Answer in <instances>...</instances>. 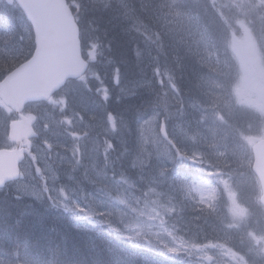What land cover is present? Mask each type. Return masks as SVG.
<instances>
[{"label": "clouds", "instance_id": "obj_1", "mask_svg": "<svg viewBox=\"0 0 264 264\" xmlns=\"http://www.w3.org/2000/svg\"><path fill=\"white\" fill-rule=\"evenodd\" d=\"M188 2L184 0V4ZM192 3L196 7H175L168 0H150L145 5L141 0L139 7L127 6L121 21L135 31L150 55L155 53L153 59L164 57L169 69L176 71L190 63L204 70L209 79L221 74L222 69L217 71L220 57L226 56L216 42L220 26L231 31L243 25L253 46L264 47V0H246L228 11L217 0ZM88 4L89 0H78L77 13L87 11ZM88 47L92 54L84 62L86 69L100 63L105 50H111L98 37L90 38ZM0 53V76L7 80L27 63L31 41L24 36L2 39ZM71 79L90 90L83 76ZM172 91L179 97L177 87ZM50 103L59 117L44 119L37 112L31 114L16 174L0 180V191L7 195L11 190L16 200H34L88 220L93 225L92 243L79 256L60 250L51 259L47 252L24 244L0 264H155L142 261L137 249L178 258L182 264H219L223 249L228 253L224 264H264V200L254 199L252 205L240 201L246 214L243 218L229 216L224 227L235 234L223 243L193 240L181 226L188 212L200 218L215 217L216 205L201 185L219 188L218 181L231 179L239 160L201 154L205 166L221 169V175L212 181L199 175L173 174L172 165L194 154L174 142L168 130L167 109L139 122L133 133L122 117L111 112L103 123H91V116L86 121L70 107L67 90ZM96 128L100 131L91 135ZM125 133L134 137L131 146L123 139ZM58 136L65 137L66 142H60ZM113 138H119V149ZM9 139L6 129V143Z\"/></svg>", "mask_w": 264, "mask_h": 264}, {"label": "rangeland", "instance_id": "obj_2", "mask_svg": "<svg viewBox=\"0 0 264 264\" xmlns=\"http://www.w3.org/2000/svg\"><path fill=\"white\" fill-rule=\"evenodd\" d=\"M183 0H168L169 4H172L173 6H179V7H189L187 4H182L180 5L179 2H182ZM192 1V0H189ZM221 5L226 7L227 9L235 6L236 4H243L246 2V0H217ZM193 7H196L194 4ZM113 23V22H112ZM115 23V22H114ZM25 22L23 18L19 15L14 16L12 18V26L13 29L12 31L14 33H5L3 31L0 32V40L2 39H7L10 37H15L19 38L20 36H24L29 39V33L27 31V28L24 26ZM112 30L115 29V31L111 32V34H116L120 32V28L118 25L111 24ZM221 29L223 31H226L228 37H230V32L233 34L231 37L232 43L231 46L234 47V51H236V54L232 56L230 55V58L232 59L233 62H235L233 59L236 60L238 59L239 66L241 67V74H242V81L240 84H238L235 88V93L232 94V97H235L233 100V109L231 108V111L229 109V106L231 105L229 100L230 97H228V94L221 95V105L224 103L225 106H220L218 107L217 104H210L211 99L216 98L211 91L206 95L207 99L204 100L203 98H198V99H192L193 102H198L201 101L204 106H202V118L201 121L203 122L204 128L200 130L197 133H191V136L186 137L185 133L183 132L182 127H174L173 124L170 125L172 122H178V120H173L171 115H169V133L172 135L175 143L179 145V147L183 148L185 152L188 153H193V156L189 157V160L194 164L196 167L202 165V167L205 168L206 172L209 173V175L214 178L217 176L221 175V169H212L210 167L205 166V162L201 160V154H204L205 156H210L213 158H222L225 156L223 154L225 152V148L222 150L218 151L220 148V145L224 143H227V147L229 148L228 154H231L234 152L236 154L234 159H237L240 161L239 166H233V171L231 172V179L227 178H221L218 183L220 185L219 192H217L216 195H213V187L208 186V185H201L203 193L211 199L214 203L221 204L223 200H225L229 206V211L228 214H226L225 217L218 216L212 223V231L209 232L207 229L201 230L199 236H197V229L195 226L192 227V229L189 228V225L186 224L184 231L186 235L190 236L193 240L200 241V239L204 240H210L213 243H223L224 240L229 239L232 237L235 233L224 227L226 224L229 216L233 218H243L246 214V210L244 207H242L240 201H243L244 204L246 203V199L244 197H241L242 195L246 196L250 193L248 186H247V181H251V177L249 176V156L246 151V147L248 146L249 142L244 144L243 142H239L236 144L231 143L233 137L231 135L234 134L232 129L230 127H220V120L222 118H225L227 114L229 113V117L236 118V120H240V124L238 125L239 131H248L251 133L249 136V140H257L254 139L255 134L257 133V128L256 125H259L261 129V136L259 138H264V73H262L261 69V62L264 63L262 60L259 62V56L258 53L255 51V47L251 43L250 39H247L248 34H247V29L244 28L242 25V28L240 27L238 30L233 32L232 30L229 31L227 27L222 26ZM241 29H245L243 33H241ZM127 33V36H130V31L127 30L125 31ZM241 34H243L245 37H243ZM240 36V37H239ZM237 37L240 38L242 41V44L239 43L237 40ZM220 42L222 46H230V41L227 44H224L227 42V40H222ZM219 45V42H217ZM245 48V51H241L242 48ZM252 47H254L253 51ZM264 49V47H263ZM148 52V49L146 50ZM262 58V57H261ZM226 59L229 61V58L226 57ZM148 60H151V58H148ZM247 67H250L248 69ZM263 67V66H262ZM151 66L146 65V69L149 71ZM146 77L149 78L150 80H142V79H135L132 80L129 84H127V88L125 90L127 91L126 95L130 96V94L134 91V89H141L142 97L147 96V93L151 94L150 101L154 102L153 107L149 110V116L152 115L154 112H159L163 113L165 109L170 108V104L168 103V100L165 99L167 98V95L172 91L173 87H177L182 92H184V95H187V93L191 94L194 93V91L188 87V85L191 86L189 80L186 81L185 84L178 82L176 79L172 78V84L169 83V77L165 72L163 76V81L161 82L160 80L155 83V78L151 77V73H146ZM160 82V84H159ZM146 83H152V86L146 87L144 86ZM159 84V87H157ZM188 84V85H187ZM150 85V84H149ZM84 89L83 86H73L72 90L70 91L69 94V100H70V107L75 108L77 111H79L86 119L88 120L89 117H93V120L91 123H97L96 121V112H94V108L96 105H100L99 100H94L97 101L96 103L93 102V104H89L87 102V99L82 97V90ZM187 90V92H185ZM97 92L103 97L109 94L108 91H106L103 87H100L97 89ZM176 100L179 98L176 96V93L173 92ZM125 97V96H124ZM105 98V100H106ZM145 98V97H143ZM179 100V99H178ZM217 100V98H216ZM55 101V100H54ZM53 101V102H54ZM104 101V100H103ZM147 101V99H146ZM180 103H182V100H179ZM160 103V104H159ZM183 104V103H182ZM190 102L187 104V107L189 110ZM184 105V104H183ZM221 107L223 111H225V116H222L221 112ZM215 109H218V111H215ZM154 109V110H153ZM258 113L259 116V122H252L249 120L250 116H254L253 112ZM30 112H37L41 115L42 118L44 119H57L59 117L58 111H56L53 107L52 104H39V105H34L30 107ZM195 112L194 110H192ZM204 111V112H203ZM243 111V113H242ZM168 112V111H167ZM203 112V113H202ZM250 113V114H249ZM119 117H122L120 113H117ZM224 114V113H223ZM140 114L136 115L139 116ZM175 116L178 114H174ZM98 117H101L97 115ZM148 116V117H149ZM144 119L140 120V118H135V122H141L145 119H147V113L144 115ZM228 117V116H227ZM228 117V118H229ZM123 118V117H122ZM229 118V119H230ZM8 119V118H7ZM103 120V117H102ZM127 120V119H126ZM231 120V119H230ZM127 122H129L127 120ZM133 122V119L131 120ZM130 122V123H131ZM103 123V122H102ZM129 123V124H130ZM180 123V122H178ZM175 124V123H174ZM181 124V123H180ZM131 126V124H130ZM6 125L0 121V130L5 129ZM135 130V124L132 127ZM62 131V129L60 130ZM100 131L99 128H96L91 135L95 136L98 132ZM60 142L64 143L66 142L65 137L63 136H58L56 137ZM101 138H102V133H101ZM3 140V139H2ZM252 142V141H250ZM239 145H244L242 148ZM208 146L209 149H205L204 147ZM226 153V152H225ZM183 155L184 153H180ZM247 154V155H246ZM189 161V163H190ZM217 170L219 171V175L216 173ZM222 186V187H221ZM248 189V191H246ZM12 193V191H9ZM239 196V199L237 198ZM216 211H218L216 209ZM230 213V214H229ZM185 220V218H182V222ZM83 221L89 223L88 220L84 219ZM181 222V223H182ZM196 230V232H194ZM193 236H195L197 239H194ZM217 236V240H213L212 237ZM228 253L226 250H221L219 254V264H224V260L227 258Z\"/></svg>", "mask_w": 264, "mask_h": 264}, {"label": "bare ground", "instance_id": "obj_3", "mask_svg": "<svg viewBox=\"0 0 264 264\" xmlns=\"http://www.w3.org/2000/svg\"><path fill=\"white\" fill-rule=\"evenodd\" d=\"M89 1H90L89 9H93L97 12H100L99 14L105 15L106 19H100V20L98 19L95 21L93 20L92 25H89L87 27V31L86 32L83 31V33L81 34V41H80L79 47L81 51H85L83 53L84 58L87 60L89 55L91 54L90 51L88 50L89 49L88 44H89L90 38L98 37L100 39L103 35L102 32H104L105 37L110 36L111 32L113 31H112V27L110 23L108 22L115 21L121 30L124 29L126 31L127 30L131 31L130 36L132 40L129 41L128 43L130 49L129 48L127 49L125 56H123L124 55L123 52L121 54L120 52L121 50L116 51V53H114V51L111 50L112 52L110 51V54L106 56V59H105L106 65L104 64L105 70L103 72L104 77L108 78L110 70L114 68L115 66L119 65L117 58L121 56L126 57V59L122 58V62H124L125 64L127 63V65L124 66V68H127V70L129 71V74L131 75V69L137 65V62L133 63L136 60L135 54H137V52L138 53L143 52L144 51L143 49L145 50L147 49L144 47L142 43L141 44L139 43L140 37L137 36L135 31L130 28L129 24L121 21V17L123 13L126 11L127 6L129 5L128 1L127 0H89ZM187 5L189 7H193L194 3H192V1H189ZM218 5L221 6L224 11L229 10L223 5H221L219 2H218ZM102 7H104V9L100 10V8ZM176 7H179V6H176ZM221 36H223L225 39L226 38L228 39V35L226 31H222ZM220 40L221 39H219L217 42L220 43L221 42ZM218 47L222 48V45H218ZM245 50L246 49L244 48L243 51ZM129 51L130 53H128ZM0 55H2V53H0ZM225 57L226 56H222L218 67L220 66V64H222L229 74L231 73L228 70H231V68H233L234 70L233 72L235 73H237L238 68L241 70L239 63H237L238 62L237 58L236 60L234 59L235 62H233L232 59L230 58V62H229ZM154 61L157 66H160L161 70L157 71L158 72L157 78L161 82L163 81L164 72L168 76H174L178 72L174 69H169L168 67L169 61H166L165 58L162 56L159 57L158 59H154ZM187 64L188 63L185 62L182 69H185V66H188ZM247 68L250 69V67H247ZM195 70H198V69H195ZM198 71H201L202 73L198 74L197 77H195V79L200 81L202 85L206 87L207 89H210V88L212 89L213 88L212 79H209L207 76L204 75V70H198ZM219 71H221V69ZM224 72L225 70L223 69L221 71V74H224ZM136 78L139 80L140 79L150 80L149 78L145 76L143 72H140L139 74H137ZM196 80L189 79L190 84L191 82L192 84L191 86L188 85V87H191L189 89L190 90L192 89L194 92L198 88V82ZM130 82H132V80L129 81V83ZM149 84L146 83L144 86L146 85H147L146 87L152 86V83H149ZM88 87L90 90H87L85 88L82 90L83 92L82 97L83 98L85 97L89 104H93V102L95 103L97 102L94 100H99V103H100V105L97 104L96 107L94 108V112H96L97 110V113H96L97 119L95 122L102 123L105 120L107 113L109 112L115 115L116 112L111 111L113 109V103L108 99L105 100L106 96L103 99L102 96L97 92V89H99L100 87H103L106 91H108L109 89L108 80H105L103 78H97L95 83L88 85ZM123 88H127V86L125 84H121L119 89H123ZM141 89H134V91L130 94V96L125 95V100L129 102V105H132L136 108L134 109L133 107H127L128 110L125 109L124 116L126 119L132 120V116L137 114L136 112L139 111L138 108L143 103L141 99L143 95L141 94L142 93ZM65 90L68 91L69 89L68 88H62L61 90L56 89L55 91L51 92L48 97L43 98L41 104L49 105L50 102H53L54 100H56L60 96V94L64 92ZM206 93H207L206 91H202V93H198V94L205 96ZM46 95L47 93L45 94V96ZM199 97L200 96H198L197 98H193V99H198ZM190 98L191 97L188 98L190 102L189 104L190 109L194 110L195 113L199 115V113L203 109L202 106H204L205 104H203L201 101L193 102L192 99ZM200 98H203V97H200ZM165 99H167L168 103L170 104V108L168 107L167 111H168V114L171 115L173 120L180 119L178 117L179 115L187 114L188 112L187 107H185L180 102L177 103L176 98L174 99L170 94H168L167 98L165 97ZM203 99L205 100V98ZM103 100H105V102ZM147 104L151 105L153 104V102L148 101ZM114 107H116V104H114ZM222 113L225 114L226 112L222 111ZM174 114H178V116H175ZM97 115L101 117H98ZM102 117H103V120H102ZM85 120L87 121L86 117H85ZM0 121L5 122V119L0 117ZM170 122L171 121H169V123ZM130 124L132 128L134 126V122H131ZM171 124H173L174 127L176 126L180 128L182 127L181 124L178 122H173V123L171 122L170 125ZM132 130L134 133L135 130L133 128ZM254 135H255V132H254ZM133 138H134L133 135H129L128 133H125L123 137V139L128 142L129 146H131L133 142ZM118 139L119 138H113V143L117 145V149L121 147V144L118 142ZM237 143H239V141ZM223 154H225V156H232L233 158H235L236 156L234 152L231 154L224 152ZM189 161L178 160L174 165H172L173 174H187V173H190V171H193L196 169L190 174L200 172L201 173L200 176L202 177L206 176L207 172L204 170L203 167H200V166L196 167L194 164H192L191 161L189 163ZM179 178L180 176H177V179ZM2 193L6 197L5 192H2ZM7 195H9L10 197L8 198V201L6 203V206H7L6 209H8L15 218H12L11 222H7V223L5 222L4 225L1 224L2 228H0V260H4L5 258L4 255H6V252L8 253V256H6V260L10 259L13 249L18 246H23L24 244H28L43 252H47L49 259L52 258L53 254L57 252L62 247V245H65V246L71 245V244L75 245V243H79V240L82 241L81 246L84 247L83 250H85L87 247L91 245L92 240L90 239V237L94 235L93 231H91L93 229V225L91 223H87L83 220L77 219L76 217H73L70 213H67L66 217L64 218L56 215L57 217H55V219H49L48 216H52V215L55 216V214L56 213L58 214L59 212L56 209H53L46 205L41 206V204L37 203L34 200H30V199H25L23 203L16 204V199L14 198L13 194L7 193ZM215 205L218 211H216L214 218H200L195 213L188 212L184 215L183 218H185V220H183V222L181 223V226L185 228L187 223L194 224L198 232L197 236H199L201 230H203L204 228L207 229L209 232H211L212 231L211 223L218 216L225 217L229 211V206L225 200H223L221 204L215 203ZM24 212H25L24 218L22 217L20 218L21 214ZM47 224H51L48 232H49V235L52 236V239L49 236L48 238L44 239L45 234H47L45 233L47 232ZM31 225L34 226L38 230L30 232L29 228L31 227ZM96 230L97 231L100 230L99 226H96ZM70 231L76 234L80 233V235L70 236L69 234H66L67 232H70ZM194 232H196V230ZM54 237H57V238L55 239ZM193 238L197 239L195 236H193ZM1 250L3 252H1ZM61 250H63L66 253H69L66 251L65 248ZM82 252H83L82 249L79 248V249H76L73 253H69V254H71L73 257H76V256H79ZM168 260L177 261L178 258H169Z\"/></svg>", "mask_w": 264, "mask_h": 264}, {"label": "water", "instance_id": "obj_4", "mask_svg": "<svg viewBox=\"0 0 264 264\" xmlns=\"http://www.w3.org/2000/svg\"><path fill=\"white\" fill-rule=\"evenodd\" d=\"M16 1L33 23L38 37L35 57L5 81L9 98L4 94V88H0L5 102L20 113L27 102L48 97L67 78L80 75L85 61L80 55L79 28L65 0ZM72 65L74 67L70 70ZM28 132L29 121L11 125V138L20 147ZM21 153L20 149L0 151V180L14 176ZM254 153V171L264 187V141L257 144ZM261 199L264 200V192Z\"/></svg>", "mask_w": 264, "mask_h": 264}, {"label": "trees", "instance_id": "obj_5", "mask_svg": "<svg viewBox=\"0 0 264 264\" xmlns=\"http://www.w3.org/2000/svg\"><path fill=\"white\" fill-rule=\"evenodd\" d=\"M127 1H128L129 4H135L136 6L138 4L137 7H139V4L141 2V0H127ZM142 2L145 5H147V4L150 3V0H142ZM183 3H184V0L182 2H179L180 5H182ZM89 7H90V1H89V4H88L87 11H83L81 13V15H80V18H82V20H83V24H84V27H85V30H84L85 32L87 31V27L89 25H92V21L93 20L95 21V20H98V19L99 20L100 19H106L105 15H100L99 14L100 12H97V11H95L93 9H89ZM103 9H104V7L100 8V10H103ZM0 19L2 20V18H0ZM4 19L6 20V18H4ZM112 22H108V23L117 25V23L115 21H114L115 23L114 22L112 23ZM96 23H98V22H96ZM98 24H100V23H98ZM115 29H113L112 31H115ZM125 31L126 30H124V29L123 30L120 29L119 33H116V34L112 33L108 37L107 36L105 37L104 36V32L101 31L103 35H102V37L99 40H100V42L103 45L109 46L110 49L112 51H114V53H116V51H118V50H121L120 51L121 54L123 52V54H124L123 56H125V54L127 52V49L129 48L128 43H129V41L132 40L131 36H127V33H125ZM139 43L141 44L140 40H139ZM143 50L144 51L139 54V57H137V54H135L136 60L133 63L137 62V65L131 69V75L129 74V71L127 70V68H124V66H126L127 63L125 64L124 62H122V58L126 59V57H123V56L119 55L121 57L117 58V61H118V64H119L117 66L119 67V71L116 72V76H117V79L121 83L125 84L126 86L129 83V81L137 79L136 76L140 72H143L145 74V76H146V73H149V74L151 73V77L155 78V83H157V81L159 80L157 78V75H158L157 71L161 70V69H160V66L156 65V63H155V61L153 59V55H155V53H152L150 55L149 51L147 52L145 49H143ZM110 51L105 50V56H104L105 59H106V56L108 54H110ZM128 53H130V51ZM148 58H151V60H148ZM146 65L151 66L149 71L146 69ZM187 65L188 66H185V69L179 70L176 73V75L171 76V77H173L178 82L183 83V84H185L186 81L189 80V79L196 80L195 77H197V75H196L194 67L190 63H188ZM112 69H114V68H112ZM154 69H156V70H154ZM159 84H160V82H159ZM159 84H158V87H159ZM119 88H120V86L118 88L117 87L113 88V93H112L111 98L109 100L113 103V108H114L115 112L120 113L122 115L123 119H126L125 116H124L125 109L128 110L127 107H133L134 109H136V108L134 106H132V105H129V102L125 100L124 96L127 93L125 88H123V89H119ZM180 92L182 94V98H181L182 99V103L184 104V106H187V104L189 103V99H188L189 98V95H188L189 93H187V95H184V92H182L181 90H180ZM185 92H187V90ZM169 94L174 99L176 98L173 93L170 92ZM146 95L147 96H143L145 98L141 97L143 103L138 108L139 111L136 112L137 114H140L139 116H137V118H140V120H142L144 115L149 112V110L151 109V107H153V104H154V102L151 105L147 104V102L150 101L151 94L147 93ZM146 99H147V101H146ZM150 102H152V101H150ZM114 104H116V107H114ZM187 111H188L187 114H183L182 116H178L180 119H177L178 122L181 123V126L182 125L185 126V128L182 127V129H183V132L185 133L186 137H188L189 135H192L191 133H197V132H199L200 130H202L204 128L203 122L201 121L200 116L198 114H196L195 112H193L192 110L188 109ZM137 114L132 116L134 124H135V118H136ZM130 122H131V120H130ZM204 148L205 149H209L208 146H205ZM223 148H225V152L228 153L229 148L227 147V143L223 142V144L220 145V148L218 149V151L222 150ZM190 173H188V175ZM8 193H10V192L8 191ZM9 197H10L9 195H6V197H5L3 195V193H0V228H2L1 224L4 225L5 222L6 223L7 222H11L12 218H15L13 216V214H11V212L8 209H6V207H7L6 203H7ZM24 201H25V199L16 200V204H21ZM14 204H15V202H14ZM57 211L59 213L58 214L56 213L55 216L54 215L48 216L49 219H55V217H57V216H60L62 218L66 217L67 213H64L61 210H57ZM24 214H25V212L21 214L20 218L21 217L24 218ZM50 225L51 224H47V232H45L47 234H45L44 239L48 238V236L52 239V236L49 235V232H48ZM37 230L38 229H36L32 225L29 228L30 232L31 231H37ZM66 234H69L70 236H72V235H80V233L76 234V233H73L72 231L67 232ZM54 238L56 239L57 237H54ZM81 244H82V241L79 240V243H75V245H72V244L71 245H67V246L62 245V247L59 250L65 248L67 252L73 253L76 249L80 248V249H82V251H84L83 250L84 247H82ZM135 251H136L137 256H139L142 261L143 260H147V261H150V262H157L159 257H160L158 254H156L154 252H151L149 250L147 251V250H144V249H137ZM1 252H3V251L1 250ZM4 256H5L4 260H6V256H8V253L6 252V255H4ZM156 258H157V260L154 261V259H156ZM159 260L161 262L162 261L166 262V264H182V262H177V261L170 262L169 260H165L163 258H160Z\"/></svg>", "mask_w": 264, "mask_h": 264}]
</instances>
